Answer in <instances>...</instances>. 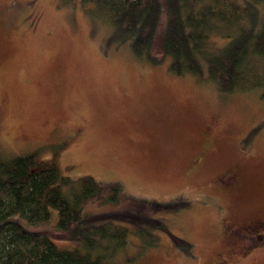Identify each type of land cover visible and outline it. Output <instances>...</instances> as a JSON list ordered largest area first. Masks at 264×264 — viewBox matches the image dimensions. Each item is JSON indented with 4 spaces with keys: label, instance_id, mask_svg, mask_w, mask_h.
<instances>
[{
    "label": "rangeland",
    "instance_id": "obj_1",
    "mask_svg": "<svg viewBox=\"0 0 264 264\" xmlns=\"http://www.w3.org/2000/svg\"><path fill=\"white\" fill-rule=\"evenodd\" d=\"M226 93L137 54L80 0H0V156L37 150L75 183L99 182L83 215L117 240L109 264H216L223 217H264V103ZM229 168L241 182L227 194ZM57 216L22 222L75 244ZM263 242L228 264H264Z\"/></svg>",
    "mask_w": 264,
    "mask_h": 264
},
{
    "label": "trees",
    "instance_id": "obj_2",
    "mask_svg": "<svg viewBox=\"0 0 264 264\" xmlns=\"http://www.w3.org/2000/svg\"><path fill=\"white\" fill-rule=\"evenodd\" d=\"M80 3L93 18L106 20L112 35L137 54L153 61L168 58L173 72L208 80L223 92L257 89L264 103V0ZM74 183L56 155L43 159L32 150L0 156V264H109L120 247L117 240L89 233L83 215L100 184L91 176ZM52 208L64 229H58L60 234L75 244H58L22 222L48 221Z\"/></svg>",
    "mask_w": 264,
    "mask_h": 264
},
{
    "label": "flooded vegetation",
    "instance_id": "obj_3",
    "mask_svg": "<svg viewBox=\"0 0 264 264\" xmlns=\"http://www.w3.org/2000/svg\"><path fill=\"white\" fill-rule=\"evenodd\" d=\"M207 134L208 132H205L204 141L200 143L202 152H206L213 145V143L210 142V139L206 136ZM202 152L195 156L192 160L193 164L194 162L198 163L205 158H203ZM240 173L241 172L238 168H229L226 172L219 176L218 181L222 186L221 189L223 192L229 194L234 190H238L241 182ZM224 209L225 207L223 205L222 212ZM237 218H222L221 224L225 233V240L228 242V250L218 253V257L215 262L216 264H228V262L233 261L234 259L250 257L252 253L256 251L255 247H260L257 243L264 240V226H261L260 224L264 223V217L258 218L256 221L251 220L248 222L250 224H242L239 220H237ZM262 246H264V242Z\"/></svg>",
    "mask_w": 264,
    "mask_h": 264
}]
</instances>
